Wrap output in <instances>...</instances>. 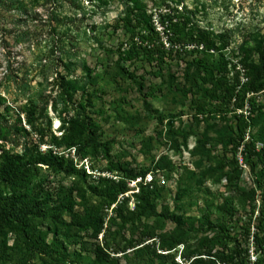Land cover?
I'll return each instance as SVG.
<instances>
[{
	"label": "rangeland",
	"instance_id": "obj_1",
	"mask_svg": "<svg viewBox=\"0 0 264 264\" xmlns=\"http://www.w3.org/2000/svg\"><path fill=\"white\" fill-rule=\"evenodd\" d=\"M133 3L155 24L160 12L178 9L192 12L194 25L213 32L219 49L197 53L206 57L213 80H230L240 60L256 59L245 48L264 40V0H55V6H39L37 16L25 21L0 11V161L3 154L63 156L61 167L46 161L33 168L26 199L38 208L67 201L81 215L106 218L123 199L124 214L134 209L132 192L139 178L107 207L121 168L148 170L144 182L155 178L163 188L155 199L157 211L180 216L183 232L163 217H140L136 228L116 217L106 237H95L93 226L69 225L67 212L62 216L67 224L60 225L38 216L48 243L53 229L61 230L55 241L60 254L48 255L31 250L0 217V264H145L133 260L130 249L128 263L115 252L136 240L146 226L157 233L156 248L172 246L157 250L165 254L154 264H186L183 254L198 248L205 237L215 238L213 251L255 257L252 235L258 210L264 209V179L253 153L261 143L253 134L264 126V89L255 96L252 113L247 103L242 110L213 112V103L200 96L211 85L187 63L192 56L158 70L133 65L125 59L131 32L120 21ZM12 20L21 22L16 29L26 32L22 39L13 38L17 31ZM131 73L136 79L128 77ZM141 80L142 92L137 85ZM144 93L155 109L152 115L145 112ZM204 101L207 110L200 112ZM241 111L244 116L251 113L252 125L245 130V139L253 142L251 154H243L244 142L225 147L214 140L218 131L233 134L230 126ZM197 142L199 149L193 151ZM163 155L172 166L155 169ZM0 189L10 188L0 183ZM205 216L223 232L208 231ZM105 239L104 250L118 256V262L95 261L94 245Z\"/></svg>",
	"mask_w": 264,
	"mask_h": 264
},
{
	"label": "trees",
	"instance_id": "obj_2",
	"mask_svg": "<svg viewBox=\"0 0 264 264\" xmlns=\"http://www.w3.org/2000/svg\"><path fill=\"white\" fill-rule=\"evenodd\" d=\"M54 2L55 0H0V11L12 13L11 17H19V19L25 21L29 17L34 18L37 16V7H45L47 5L53 7L55 6L52 5ZM132 5L133 7L130 9V12H126L125 16L120 20L122 27L131 32L130 42L125 52L127 55L126 60H129L133 65L140 63V65L152 66L158 70L170 61L176 59L184 60L185 58L183 57L192 56L191 61L187 63L194 65L200 71L198 73H203L201 79L211 85L200 96L207 98L206 101L209 104L213 103V112H220L225 108H230V111L242 110L246 103L250 104L249 111L251 113L255 110L253 106L255 104V96L264 89V40L256 41L251 49L250 47L245 48L249 49L248 51L254 52L256 59L254 61L240 60L241 67L235 71L230 80H213L210 79V75H212L211 68L206 57L204 55L198 56L197 53L218 50L215 35L207 29L194 25L192 12H180L178 9H173L169 12H160L155 24L151 20V16H147L144 12L140 14L141 9L139 5L136 3ZM129 8L127 6V9ZM12 21L17 31L13 38L15 40L22 39L26 35V32L22 31L21 28L16 29L17 24L21 22ZM219 37H222V35ZM59 42L62 41L60 40ZM240 71L242 76H239ZM128 75L129 78L136 79L133 73ZM137 85L139 91L142 92V80L137 82ZM143 96L145 112L147 115H152L155 109L147 100L148 96L145 93ZM206 101L199 105L200 112L207 110ZM251 113L244 116L242 111L239 112L236 117V123L230 126L233 134L224 135L218 131L216 132L214 140L225 147L228 145L237 147L238 144L244 142L242 146L243 154L248 152V154H251L250 144L252 140L248 141V139H245V130L248 126L252 125L249 118ZM88 132L94 135L93 129L88 128ZM0 135L3 137V130L0 131ZM253 135L258 136L257 139L261 143L258 150L253 148V153L256 155V164L260 165L259 177L264 179V126L257 129ZM199 142H197L193 151L199 149ZM48 156L50 158L45 159L43 156L28 157L27 155H22L21 157H12L3 154L0 161V183H4L10 188L7 192H3L0 189V217L7 225L12 226L20 233L31 250L48 255L54 252L60 254L59 247L55 241H57L56 236L61 233V230L55 227L53 229V239L48 243L44 231L41 230L35 219L41 216L43 218L54 219L57 225L67 224L62 218L64 212L68 213L67 215L70 218L68 224L71 226L81 228L93 226L95 237L100 233H102L103 237H106L116 217L121 219V223H128L131 228L138 227V223L141 222L140 217H163L172 220L176 224V227L182 231L181 227L183 223L180 216L167 210L157 211L155 199L163 191V188L155 178H151L148 180L149 182H144L148 170L137 171L133 168H121L123 173L117 176L116 180H113L116 184V189L114 194L109 197L107 203L108 208L116 201L119 194L130 191L128 186L129 182L139 178L136 191L132 192V195L135 196L134 209L126 211V214H124L122 209L126 203L125 199L118 203L116 207H112V214L108 218L101 215H81L77 211H74L67 201L59 202L56 206L50 208L43 206L38 208L32 205L26 199V196H28V181L33 168L38 163H44L46 161H52L57 167H61L62 165L60 160L63 156L59 157L52 154ZM171 166V160H168V157L163 155L158 158L154 167L155 169L164 170ZM251 166L253 168V165ZM112 169H115L113 165ZM112 169L110 171H113ZM227 176L232 177L229 172ZM102 178L104 179V177ZM250 191V194H247L250 202L254 203L256 198L254 197L253 190ZM256 220L257 223L254 226L256 232L252 235L253 254L255 256L253 260H250L251 256L248 253L245 257L239 259L238 255L231 250L225 254L223 252L213 251V239L215 238L207 237L202 239L198 248L184 253L183 259L186 261V264H245V260L246 262L249 261L250 264H264V209L258 210ZM205 221L208 231H216L218 233L217 235L220 234L219 232H223L222 227L211 221L209 216H205ZM157 237L156 231L146 226L136 240L129 242L126 247L115 253H122L121 255L127 257L125 263H128L132 258L133 260L142 261L145 264H154L156 257H162L165 254L159 253L157 250L168 251L172 248V246L164 244H159L156 248ZM177 241H181L180 238ZM104 243H106V239L105 242H96L94 245L95 247L92 253L95 261L118 262V256L111 255L104 250ZM127 249H130L129 252H132L133 256L131 255V258L126 252Z\"/></svg>",
	"mask_w": 264,
	"mask_h": 264
}]
</instances>
